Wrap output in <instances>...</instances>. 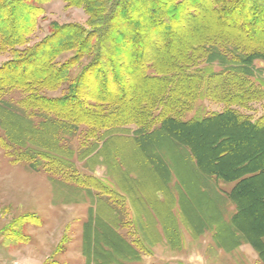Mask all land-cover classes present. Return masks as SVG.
<instances>
[{
	"label": "trees",
	"instance_id": "16d2710c",
	"mask_svg": "<svg viewBox=\"0 0 264 264\" xmlns=\"http://www.w3.org/2000/svg\"><path fill=\"white\" fill-rule=\"evenodd\" d=\"M64 1L67 6L85 7L90 17L87 27L53 25L48 36L29 46L42 9L28 0H0V53L13 56L0 67V96L19 90L26 109L54 114L45 115L42 124L56 123L59 129L71 131L85 127L87 138L97 139L92 151L98 141L127 134L128 124L135 122L139 141L148 145L151 139L164 145L171 141L167 152L185 150L201 177L233 184L223 192L236 210L228 226L237 246L250 245L264 264V233L253 239L249 229L237 224L244 203L239 193L264 177V115L254 119L241 113L247 102L264 97V80L259 85L252 82L258 72L255 62L264 61V0ZM20 13L23 17L17 18ZM168 13L177 14L173 30L165 24ZM119 46L126 51H115ZM67 53L74 57L59 62ZM83 60L91 61L72 76ZM64 84L61 97L44 94ZM205 99L223 105V110L185 120L194 104ZM210 124L228 127L230 132L216 138L212 153L240 135L262 143L257 147L262 149L248 154L253 158H244L230 146L218 155L222 163L210 156L204 161L192 144L175 137L178 133L188 140L191 136L186 132ZM50 162L60 173L69 171L64 160ZM68 174L80 182L74 170ZM96 185L104 194L114 195ZM258 188L264 191L263 184ZM260 202L264 204V196Z\"/></svg>",
	"mask_w": 264,
	"mask_h": 264
},
{
	"label": "rangeland",
	"instance_id": "374dc122",
	"mask_svg": "<svg viewBox=\"0 0 264 264\" xmlns=\"http://www.w3.org/2000/svg\"><path fill=\"white\" fill-rule=\"evenodd\" d=\"M28 2L42 9L29 46L48 36L53 25L86 28L90 19L84 6H67L64 0ZM165 16V24L173 30L178 25L177 14ZM22 17L20 13L17 18ZM115 51H126V47ZM73 57L74 53L64 54L59 62ZM12 58L0 53V67ZM90 61L75 65L72 76ZM255 66L258 72L252 82L259 85L264 80V61ZM66 88L64 84L60 90L44 94L59 98ZM23 98L19 90L0 96V264H263L252 247L237 246L223 219L229 214L226 206L221 215L216 204L203 197L195 182L198 172L190 171L184 162H170L179 157L174 150L167 152L171 141L165 145L152 139L149 145L139 141L135 122L128 124L127 134L98 141V148L92 151L97 139L87 138L85 127L71 131L59 129L56 123L42 124L54 114L26 109L20 103ZM223 107L209 99L199 100L184 118H202ZM245 107L241 113L258 119L264 115V97ZM211 125L186 132L191 136L188 140L172 134L192 144L204 161L210 156L222 163L218 155L230 146L244 158L262 149L257 148L262 143L240 135L212 153L216 138L230 132L228 127ZM56 158L64 160L80 182L69 171L60 173L50 162ZM210 166L214 168L213 162ZM96 184L114 195L104 194ZM260 184L264 185V177L239 193L244 199L243 217L237 220L241 227L264 228ZM222 189L227 191L229 186ZM94 252L98 254L94 256Z\"/></svg>",
	"mask_w": 264,
	"mask_h": 264
},
{
	"label": "crops",
	"instance_id": "0c3cea01",
	"mask_svg": "<svg viewBox=\"0 0 264 264\" xmlns=\"http://www.w3.org/2000/svg\"><path fill=\"white\" fill-rule=\"evenodd\" d=\"M176 153L178 154L179 157L177 158V160H173V161L171 160L170 161L171 163L180 164L181 162H184V164L188 167V169L190 171L196 170L194 168L193 164H192V161H191L190 157L187 155L185 150L178 149V150H176ZM165 162H166V160H165ZM170 162L167 161V164H169V166L171 165ZM195 175L198 178L197 181H195L197 187L200 189L201 193L205 194V195H203V197H205V199H206V197H208L207 199L210 202L213 201V203L216 204L215 206L217 208H219V214H221V215L223 214L224 205L226 206L229 214L227 216H224L223 219H225L227 221V224L230 225L231 217L234 215L236 210H235V207L233 205L231 207L229 201L226 199V196L223 193V192H226V191L223 190L222 187L224 185L225 186H229V189L227 190V192H228V191H230L232 189L233 184L222 183L220 181L216 182L213 179L209 180L207 178L201 177L198 173H196ZM185 188L186 187L184 186V189ZM209 189L211 191H209ZM184 198H186V197L184 196ZM188 198H189V195H188ZM190 199L191 198H189V200ZM183 200H186V199H183ZM205 201H207V200H205ZM220 247H221L222 250L225 249L224 246H220Z\"/></svg>",
	"mask_w": 264,
	"mask_h": 264
},
{
	"label": "bare ground",
	"instance_id": "6f19581e",
	"mask_svg": "<svg viewBox=\"0 0 264 264\" xmlns=\"http://www.w3.org/2000/svg\"><path fill=\"white\" fill-rule=\"evenodd\" d=\"M246 231L248 232V234L250 235V237H252L254 239V237H255L256 234H260V233L263 234L264 233V228L263 229L250 228L249 230H246Z\"/></svg>",
	"mask_w": 264,
	"mask_h": 264
}]
</instances>
